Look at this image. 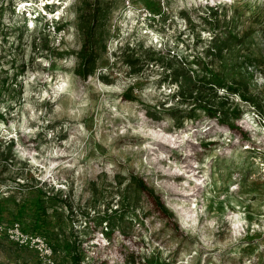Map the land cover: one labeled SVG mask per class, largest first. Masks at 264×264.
Instances as JSON below:
<instances>
[{"label": "rangeland", "instance_id": "1", "mask_svg": "<svg viewBox=\"0 0 264 264\" xmlns=\"http://www.w3.org/2000/svg\"><path fill=\"white\" fill-rule=\"evenodd\" d=\"M81 1L0 0V220L31 231L40 202L54 264H73L72 242L81 264H264V0H97L105 50L86 79ZM229 30L239 40L206 56ZM167 49L239 80L251 101L216 89L243 111L235 128L181 101L150 60ZM0 264L43 263L4 234Z\"/></svg>", "mask_w": 264, "mask_h": 264}, {"label": "trees", "instance_id": "2", "mask_svg": "<svg viewBox=\"0 0 264 264\" xmlns=\"http://www.w3.org/2000/svg\"><path fill=\"white\" fill-rule=\"evenodd\" d=\"M78 10V30L82 35V43L79 51L77 52V66L75 69V74L82 79H86L87 76L92 75L95 72L96 60L100 55V52L105 50V46L99 38V33L97 30L101 25V21L104 15V9L102 5L95 0L94 2H87L85 0L81 1ZM224 36L215 34L210 44L205 50V55L220 56L224 50L229 49L231 41L234 39L239 40L238 36L232 34L229 30L227 33H223ZM222 34V35H223ZM169 53L163 55L161 51L151 52V54L157 56L152 57L150 60H159L162 66L169 69L168 76L171 80L178 85L177 95L181 97V101H195L200 108L208 110L212 117L217 121L225 123L231 128H235L234 124L230 123L228 118L236 119L242 114V110L239 104L234 103L230 99L229 94L218 95L216 89H224L228 93H236L243 100L251 101L252 99L245 96L242 92L243 87L239 80H233L231 82L226 81L220 72L215 70L211 63L204 62L200 56H193L191 60L185 58V60L178 61L174 56L170 54V50L167 49ZM171 55V56H170ZM163 59L167 60L165 64ZM181 59V58H180ZM243 59L241 67L245 64L247 67L253 65V61ZM172 61H175V66H172ZM23 69V68H22ZM194 81H193V79ZM1 94V91H0ZM129 100H133V96L126 94ZM212 99L215 103L211 102ZM135 180L136 186L143 191H146L152 196L154 203L158 210L165 216H169L167 208L160 202L159 198L154 195L153 191L144 184L142 179L133 178ZM36 214L33 222V227L31 231L22 229L29 233L40 234L38 231H42L46 236L49 235L47 230L42 229V221L47 214V210L42 204L36 202ZM111 214L104 215V221L106 223V229L104 233L107 235L117 227V219L121 216H117L118 210H113L110 208ZM118 217V218H116ZM0 222H5L0 220ZM14 222V221H11ZM6 222V223H11ZM18 222V221H17ZM44 236V235H42ZM45 237V236H44ZM46 238V237H45ZM47 239V238H46ZM48 240V239H47ZM49 242V241H48ZM53 248L54 254L59 252L60 245L58 243L49 242ZM77 243H71L61 246L62 249H66L71 257L73 264H81V255L77 250Z\"/></svg>", "mask_w": 264, "mask_h": 264}, {"label": "built area", "instance_id": "3", "mask_svg": "<svg viewBox=\"0 0 264 264\" xmlns=\"http://www.w3.org/2000/svg\"><path fill=\"white\" fill-rule=\"evenodd\" d=\"M6 235L9 239L16 241L19 245L36 248L43 264H54V251L48 240L36 233H29L22 229L19 222H0V235Z\"/></svg>", "mask_w": 264, "mask_h": 264}]
</instances>
